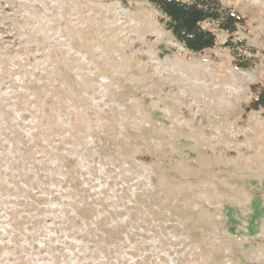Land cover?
Masks as SVG:
<instances>
[{"label":"rangeland","instance_id":"1","mask_svg":"<svg viewBox=\"0 0 264 264\" xmlns=\"http://www.w3.org/2000/svg\"><path fill=\"white\" fill-rule=\"evenodd\" d=\"M223 2L264 49V0ZM157 17L144 2L0 0V179L13 162L58 163L51 144L72 149L94 190L141 189L163 211L154 223L177 227L170 264H264V112L245 109L264 55L242 71L225 48L190 53ZM3 201L0 264H41Z\"/></svg>","mask_w":264,"mask_h":264},{"label":"trees","instance_id":"2","mask_svg":"<svg viewBox=\"0 0 264 264\" xmlns=\"http://www.w3.org/2000/svg\"><path fill=\"white\" fill-rule=\"evenodd\" d=\"M118 1L131 7L136 2L153 6L159 23L190 53L225 48L232 57L233 67L242 71L255 69L264 55V49L238 37L239 31L247 30L248 18L223 0ZM219 34L227 36L222 44ZM249 91L253 98L245 106L246 111L264 112V80L251 83ZM40 145L27 148V153L41 159L36 149ZM51 147L50 155L55 154L58 163L35 159L13 162L6 173L9 179H0V198L8 207L4 213L6 223L15 230L28 228L30 233L26 236L32 240L33 255L40 256L41 264H170L166 236L168 229L177 227L154 223L163 211L157 216L150 202L141 203L145 197L143 190L133 193L124 184L109 201V191L94 190L98 180L83 178L85 173L74 166L76 160L69 157L72 149L60 155L52 144ZM59 160L64 164H59ZM158 229L163 231L154 243ZM35 259L27 257L26 264ZM179 263L183 260L178 259Z\"/></svg>","mask_w":264,"mask_h":264}]
</instances>
